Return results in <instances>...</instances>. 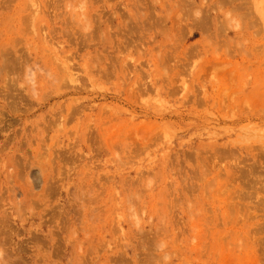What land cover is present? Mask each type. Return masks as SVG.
Returning a JSON list of instances; mask_svg holds the SVG:
<instances>
[{
  "label": "rangeland",
  "instance_id": "1",
  "mask_svg": "<svg viewBox=\"0 0 264 264\" xmlns=\"http://www.w3.org/2000/svg\"><path fill=\"white\" fill-rule=\"evenodd\" d=\"M0 264H264V0H0Z\"/></svg>",
  "mask_w": 264,
  "mask_h": 264
}]
</instances>
